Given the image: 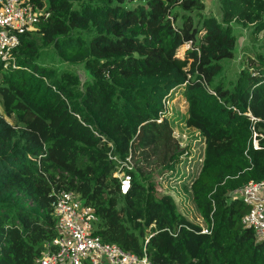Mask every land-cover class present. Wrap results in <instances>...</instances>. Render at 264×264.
<instances>
[{
    "label": "trees",
    "instance_id": "trees-1",
    "mask_svg": "<svg viewBox=\"0 0 264 264\" xmlns=\"http://www.w3.org/2000/svg\"><path fill=\"white\" fill-rule=\"evenodd\" d=\"M216 1L219 21L199 15L201 0H28L47 17L20 36L13 66L0 61V264H36L55 235L51 202L60 190L94 208L104 242L141 254L150 233L149 264H264V239L240 221L246 205L228 198L264 180V58L249 60L228 86L215 80L220 60L233 56L230 24L264 30V0ZM176 8L197 12L196 21ZM45 47L88 79L41 64ZM176 88L181 123L201 142L188 184L200 224L169 194L157 196L151 179L189 153L172 135L173 113L156 121ZM108 151L133 163L123 195Z\"/></svg>",
    "mask_w": 264,
    "mask_h": 264
},
{
    "label": "built area",
    "instance_id": "built-area-1",
    "mask_svg": "<svg viewBox=\"0 0 264 264\" xmlns=\"http://www.w3.org/2000/svg\"><path fill=\"white\" fill-rule=\"evenodd\" d=\"M40 15L28 0H0V61L3 67L14 65L13 52L20 43V36L32 30L40 19L47 17V13ZM200 82L213 94L203 79ZM174 90L162 100L164 109L158 114L156 121L160 122L170 111L169 98ZM230 109L235 110L233 107ZM170 114L172 115V112ZM253 146H256L254 139ZM106 155L114 164L112 176L117 179L118 191L123 195L130 187L129 171L133 166L132 161L129 156L120 159L111 151ZM187 155L186 161L191 157V153ZM195 157L199 167L201 152ZM52 195L55 235L44 245L40 255L35 259L36 264H149L144 245L151 236L150 233L144 237L141 254L124 250L115 243L102 241L95 233L97 216L94 208L84 204L78 194L60 190L53 192ZM228 198L240 200L246 205V212L240 219L242 226L252 231L255 240L264 239V180L248 181L232 190Z\"/></svg>",
    "mask_w": 264,
    "mask_h": 264
},
{
    "label": "rangeland",
    "instance_id": "rangeland-1",
    "mask_svg": "<svg viewBox=\"0 0 264 264\" xmlns=\"http://www.w3.org/2000/svg\"><path fill=\"white\" fill-rule=\"evenodd\" d=\"M201 2L203 3V9L199 12V15L203 16L210 13L216 20L219 21L221 10L217 1L201 0ZM126 4L131 5L130 3ZM175 11L178 14H182L183 17L189 16L192 22H195L197 19V12L195 11L182 12L177 8ZM180 21V17H177L175 23L179 24ZM230 25L232 34L235 37L233 56L230 59L220 60L221 71L215 79L216 81L220 80L225 86H228L229 83L235 79L241 69L249 66V60H258L257 57L260 56H263L264 58V30L260 31L258 34L251 35L252 27L250 25H241L236 22H232ZM188 47V43L182 44L179 48H177L176 55L181 57L184 50ZM38 59L41 64L54 67L57 70H72L77 75L80 83H83L86 79H88V75L81 65L67 64L59 61L49 47H45L40 50V56ZM169 106H171V109L165 116L170 118V112L176 116L174 118L176 125L174 124V126H172V135L178 140L180 137L182 143L180 140L179 141L182 146L187 142L189 143V152L191 153V157L187 163L186 161H184V163L179 162L173 172L165 171L159 175L158 170H153L151 173V179L157 196L161 194H169L173 198L178 212L184 215L188 220L200 224L201 220L189 201L190 196L188 193V184L190 178L194 175L195 169L198 167V161L195 156L201 150V142L196 131L184 127L181 123L184 113V103L179 88L172 92L169 98Z\"/></svg>",
    "mask_w": 264,
    "mask_h": 264
}]
</instances>
